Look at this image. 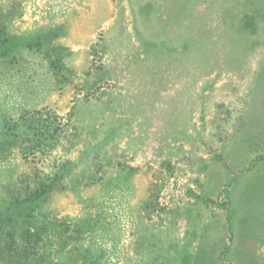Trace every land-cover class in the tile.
Returning a JSON list of instances; mask_svg holds the SVG:
<instances>
[{"label": "rangeland", "instance_id": "obj_1", "mask_svg": "<svg viewBox=\"0 0 264 264\" xmlns=\"http://www.w3.org/2000/svg\"><path fill=\"white\" fill-rule=\"evenodd\" d=\"M0 27V124L75 111L52 154L0 151V211L75 162L31 264H264V0H0Z\"/></svg>", "mask_w": 264, "mask_h": 264}, {"label": "trees", "instance_id": "obj_2", "mask_svg": "<svg viewBox=\"0 0 264 264\" xmlns=\"http://www.w3.org/2000/svg\"><path fill=\"white\" fill-rule=\"evenodd\" d=\"M0 27V56L7 57L17 44L14 38ZM43 43L36 37L28 45L39 48ZM47 52L50 70L60 83H69L72 69L65 63L60 49ZM72 110L67 116L51 107L28 110L18 118H5L0 124V151L17 148L24 158L45 157L62 147L75 126ZM75 162L61 161L53 170L34 173L31 179H22V185L12 191L5 210L0 211V264H31L40 255L44 244L48 214L46 203L55 191L68 188L66 178L71 175ZM130 170L133 168L130 167ZM93 179V176H92ZM39 253V254H38ZM40 259L43 256L40 255Z\"/></svg>", "mask_w": 264, "mask_h": 264}]
</instances>
